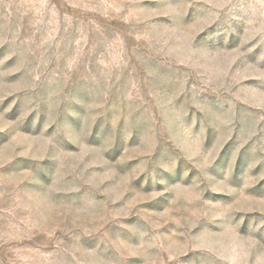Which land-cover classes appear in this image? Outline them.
<instances>
[{
	"label": "rangeland",
	"instance_id": "374dc122",
	"mask_svg": "<svg viewBox=\"0 0 264 264\" xmlns=\"http://www.w3.org/2000/svg\"><path fill=\"white\" fill-rule=\"evenodd\" d=\"M0 264H264V0H0Z\"/></svg>",
	"mask_w": 264,
	"mask_h": 264
}]
</instances>
